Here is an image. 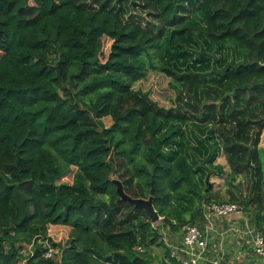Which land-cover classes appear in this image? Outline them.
I'll list each match as a JSON object with an SVG mask.
<instances>
[{
  "label": "trees",
  "instance_id": "1",
  "mask_svg": "<svg viewBox=\"0 0 264 264\" xmlns=\"http://www.w3.org/2000/svg\"><path fill=\"white\" fill-rule=\"evenodd\" d=\"M130 4L153 22L126 19ZM230 47L243 61L222 65ZM151 71L174 107L135 90ZM263 132L264 0H0V264H154L162 227L197 225L214 202L199 161L218 150L229 184L251 174L231 200L264 235ZM111 175L133 199L154 188L161 224Z\"/></svg>",
  "mask_w": 264,
  "mask_h": 264
},
{
  "label": "rangeland",
  "instance_id": "2",
  "mask_svg": "<svg viewBox=\"0 0 264 264\" xmlns=\"http://www.w3.org/2000/svg\"><path fill=\"white\" fill-rule=\"evenodd\" d=\"M141 6L140 5L137 6V4L136 6L130 4V8L128 9V12L126 14V19H128L130 16H134L144 26H146L150 22H153V20H152L151 13L148 10H144L143 8H141ZM109 45H110L109 42L105 40L104 41V46H105L104 52L105 53L108 52ZM238 52L239 51L233 47H230L228 54L225 51L224 57L221 60L223 62L222 65H224L226 62H228L227 64H233V63H237L238 61H243V58H239ZM103 56L104 55H102V59L104 60ZM226 60H229V61H226ZM169 82H170V79L164 74L151 71L149 72V74L144 80L136 83L134 88L136 91L142 90V92H148L151 99L157 102L161 107L169 109L175 106V99H176L175 93L169 88ZM103 122L106 127H110L112 124V120L109 118L104 119ZM259 149L262 152H264V132L261 135ZM218 153H219V156L213 166H210L209 164L206 163L205 167H203L202 163L204 159H201L199 161V166L203 168L204 179H206L207 183L209 181L211 184L213 196L215 197L214 202H217V203L232 202L231 194H234L238 201H241L245 198L247 200L251 193V186H252L251 174L242 173L236 177L235 181L229 184L228 176L230 173V168L227 162V156L225 152L223 153L222 150H218ZM220 167L223 169L222 170L223 173L221 175L218 173L219 172L218 168ZM202 168H201V171H202ZM71 170L70 172L67 173V175H65V177H68V178L66 180H62L63 183L71 182L72 175H73ZM244 212L246 213L245 209H244ZM157 224L160 225L161 222H158ZM157 224H155V226H158ZM164 230L166 232L170 231V229L168 228H164ZM162 233L163 231H161V234ZM68 235H69V232H68V229L66 228L50 231V236L57 242H62V243L65 242L66 239L68 238ZM164 251L165 250L159 245H155L151 249V254L154 258V264H159L160 261H159L158 255L164 254L165 253ZM28 252L29 251L27 248V250L25 251V254H28ZM20 264H24V263H20Z\"/></svg>",
  "mask_w": 264,
  "mask_h": 264
},
{
  "label": "crops",
  "instance_id": "3",
  "mask_svg": "<svg viewBox=\"0 0 264 264\" xmlns=\"http://www.w3.org/2000/svg\"><path fill=\"white\" fill-rule=\"evenodd\" d=\"M208 214L206 205L202 214L204 220L202 219L197 223L207 237V250L202 254L206 262L211 263L221 259L224 264H264L254 252L253 234L255 229L245 212L225 218L214 217L210 223L206 220ZM62 228L66 227L53 226L50 231ZM184 229L179 232L170 230L169 233L162 228V240L164 242L162 248L165 253L158 255L159 264H172L170 258L180 264L171 257V253L173 252L172 249L175 248L180 255H183ZM68 232H70V229H68Z\"/></svg>",
  "mask_w": 264,
  "mask_h": 264
},
{
  "label": "built area",
  "instance_id": "4",
  "mask_svg": "<svg viewBox=\"0 0 264 264\" xmlns=\"http://www.w3.org/2000/svg\"><path fill=\"white\" fill-rule=\"evenodd\" d=\"M68 177H64L66 180ZM71 184V182H66ZM207 210L209 212L206 220L210 223L214 217H229L231 215H237L244 212V208L239 203L227 202V203H217L212 202L207 205ZM254 252L257 257L264 262V235L254 231ZM207 237L205 232L198 225H188L184 229L183 233V255L178 253V250L173 248L171 257L176 259L180 264H224L223 260L218 259L212 261L211 263L206 262L202 257V254L207 250ZM46 252L44 253V258L53 259L58 251L52 248L48 242L45 245ZM139 252H143L141 247H138Z\"/></svg>",
  "mask_w": 264,
  "mask_h": 264
},
{
  "label": "water",
  "instance_id": "5",
  "mask_svg": "<svg viewBox=\"0 0 264 264\" xmlns=\"http://www.w3.org/2000/svg\"><path fill=\"white\" fill-rule=\"evenodd\" d=\"M218 105L220 106L221 104H218ZM110 180H112L113 183L116 185L117 192L120 195L122 201L128 202L130 204H134L135 206L144 209L145 212L151 218V222L153 224H156L161 220L158 212L155 210L154 205H153L154 188L151 189V196L148 199H133L126 195V193L124 192L122 183L119 180L114 179L113 175L110 176ZM208 185H209L208 186V190H209L211 189V184L209 181H208Z\"/></svg>",
  "mask_w": 264,
  "mask_h": 264
}]
</instances>
